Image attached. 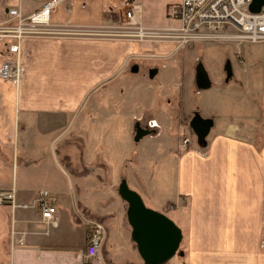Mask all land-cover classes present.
Returning a JSON list of instances; mask_svg holds the SVG:
<instances>
[{
	"label": "crops",
	"instance_id": "1",
	"mask_svg": "<svg viewBox=\"0 0 264 264\" xmlns=\"http://www.w3.org/2000/svg\"><path fill=\"white\" fill-rule=\"evenodd\" d=\"M49 1L0 0V23L6 19L8 9H19L24 17H28ZM61 12V18L58 17L60 10L50 18L52 26L99 27L81 25L68 8ZM107 18L111 22L110 16ZM80 47L94 51L90 55L94 57L87 63L91 66L92 87L106 88L117 70L130 67L131 72L136 65L137 73L140 71L136 59L142 58L140 51L144 47L129 41L42 38L22 41L20 64L23 73L18 85L0 79V191H12L15 205L31 208L24 210L9 204L0 205V264H116L119 249L113 243L111 232L115 234L114 231L119 229L124 235L125 226L128 231L130 229L125 216L124 221L121 219L120 203L114 206L113 202L110 205L100 203L98 195L92 200L94 203L87 202L91 197L83 192L82 181H89L87 175L93 174L95 163L92 158L80 160L81 167L87 172L82 175L81 171L75 170L76 181L72 186L66 173L73 168L71 158L53 150L66 135L67 127L80 108V86L77 91L66 92L59 79L67 63H81L80 55L74 53ZM172 49V45L164 44L156 54H160L159 59H167ZM5 57L6 53L2 51L0 66ZM72 58H78V61ZM152 68L156 67H147V76ZM78 70L79 73L74 75L80 80L81 70ZM132 91L130 95L125 94L128 96L122 94L119 106L142 107L143 116H133L135 124L150 127V123L155 122L154 136L158 135L162 128L148 115L150 111L146 113L149 104L145 93L140 94L136 87ZM108 97L106 95L105 99ZM155 99L168 109V113L176 100L165 94H158ZM123 116L128 119L129 114L125 112ZM176 122L178 138L183 132L177 119ZM236 129V125L228 124L223 133L208 141L200 153L187 150L176 160L175 199L164 198L160 209L179 225L182 232L185 231L184 264H264V147L238 138ZM64 157L70 158L69 168L61 163ZM98 165L107 175L108 165L99 160ZM113 187L110 184V189ZM140 189L143 198L151 188L142 185ZM39 192L50 194V203L56 208V227L42 224L38 210L33 207ZM75 213L81 217L83 230L75 225L80 223ZM67 215L70 225L65 234L60 223ZM96 218L103 219L101 225L106 237L97 257L87 259L85 248L91 234L90 224ZM123 244L126 252L136 251L130 237L125 236ZM102 249L106 253L104 257Z\"/></svg>",
	"mask_w": 264,
	"mask_h": 264
},
{
	"label": "rangeland",
	"instance_id": "2",
	"mask_svg": "<svg viewBox=\"0 0 264 264\" xmlns=\"http://www.w3.org/2000/svg\"><path fill=\"white\" fill-rule=\"evenodd\" d=\"M123 1L70 0L59 4L54 8L55 11L51 12L50 18L59 10L58 17L61 18V10L68 8L74 12L73 18L81 25L91 24L92 27L99 25L95 27L98 32L63 35L58 38L46 36L42 39L129 41L144 47L140 51L142 58L136 59L140 65L139 73L131 74L130 67L117 70L114 77H111V82L104 89H97L98 86L92 87L93 83H90L91 66L88 67L87 63H90V59L94 57L90 56L94 54V51L84 47L74 51L77 56L80 55L81 63L75 64L72 61L67 63L63 76L60 75L59 78L61 84L65 85L66 92L74 89L77 91L80 86L82 98L80 108L77 109L71 124L66 129V135L59 144L54 146L53 150L58 151L59 154L64 152L71 158V165L74 169H68L66 173L72 186L76 181L75 170L81 171L82 175L87 172L81 167L80 160L92 158L91 161L95 163L93 174L87 175L89 181L85 179L82 181L85 189L83 192H87L88 198L91 197V201L87 202L94 203L92 200H95L94 198L98 195L100 203L110 205L113 202V206L120 203L122 209L119 208V210L121 219L123 218L124 221L126 206L122 204L123 201L117 193V187L122 179L126 180L129 189L141 197L147 208L162 213L160 208L164 198L173 201L175 199L176 160L187 150L195 153L202 151L194 134L191 135V145L187 149H178L180 135L177 138L176 119L182 126V132L185 130L184 127L188 126L194 113H199L203 119L213 120V127L206 137V142L211 141L215 135L222 134L226 126L231 123L238 128L236 129L238 138L257 147H264V43L240 45L232 41L199 43L184 49L173 48L169 56L171 58L159 59L160 54L156 53L164 43L150 40L133 42L131 39L108 37L107 35L112 34L100 32L109 30L114 23H121L120 3L122 4ZM134 1L141 5L140 19L144 27L166 29L178 25L170 13L181 0ZM113 5L120 9L110 11ZM109 16L112 19L111 22L107 18ZM88 28L90 27H83L79 30H88ZM27 39L41 38H26L23 41ZM75 60L78 61V58ZM226 60H230L233 70V77L229 83L224 82L223 67ZM198 62L203 64L212 82L211 88L205 91L197 90L194 85V68ZM162 65L163 68H161ZM151 66L158 68V75L153 80L148 79L146 72L147 67ZM78 69L81 70L80 80L77 78L78 75H74L79 73ZM135 87L140 94L145 93L146 95V103L149 104L146 113L150 111L148 115L154 117L162 128L158 135L143 138L137 144L133 142V128L136 122L133 116L142 117L143 109L142 107L133 109L119 106L122 94L130 95ZM158 94L176 98L169 113L161 102L156 101ZM106 95L109 97L105 99ZM125 112L129 114L128 119L123 116ZM98 160L108 165L105 168L109 174L106 175L104 169L98 167ZM110 184L114 186L113 189H110ZM142 185H148L151 188L147 190L143 198L140 189ZM167 213H170L169 210ZM75 215L80 219V223L75 224L76 227L83 230L81 217L76 213ZM172 221L179 227L174 220ZM60 225L62 232L67 234L68 225H70L68 215L63 217ZM125 227L124 235L118 231L119 229L114 231L115 234L111 232L114 238L113 243L119 249V252H116V264H143L136 251L126 252L123 248L125 236L127 239L130 237L128 233L130 229L128 231L127 226ZM182 235L176 256L167 264L185 263V231Z\"/></svg>",
	"mask_w": 264,
	"mask_h": 264
},
{
	"label": "built area",
	"instance_id": "3",
	"mask_svg": "<svg viewBox=\"0 0 264 264\" xmlns=\"http://www.w3.org/2000/svg\"><path fill=\"white\" fill-rule=\"evenodd\" d=\"M67 1L51 0L28 17H24L19 9L7 10L6 20L0 24V53H6L0 66L1 80L18 85L23 73L20 64V45L23 39L46 36L58 38L63 35L98 32L96 28L79 30L52 26L51 12ZM250 3L251 0H181L170 13L178 25L157 29L144 27L140 19L141 5L134 0H125L120 6L121 23H114L109 30L100 32L112 34L107 35L108 37L131 39L133 42L150 40L170 44L174 49L217 41H232L236 45L264 43V7L258 14H252L248 10ZM117 8L114 7L111 11ZM150 127H155V122H151ZM184 129L180 135L179 150H185L191 145L192 132L188 126ZM50 200L49 193L39 192L33 207L38 210L42 224L56 227V208ZM1 204L24 210L31 208L28 205H15L12 191H0ZM90 225L91 234L85 248L87 259L97 257L106 237L105 228L101 224L93 222Z\"/></svg>",
	"mask_w": 264,
	"mask_h": 264
},
{
	"label": "water",
	"instance_id": "4",
	"mask_svg": "<svg viewBox=\"0 0 264 264\" xmlns=\"http://www.w3.org/2000/svg\"><path fill=\"white\" fill-rule=\"evenodd\" d=\"M264 7V0H251L248 10L258 14ZM223 71L225 83L233 77L230 60L224 63ZM138 67L134 65L131 73H137ZM156 68L149 69L148 79L153 80L157 75ZM194 85L197 90L205 91L211 88L212 82L203 64L198 62L194 68ZM194 134L199 148L207 146L206 137L209 135L213 120L203 119L199 113H194L188 123ZM155 135L150 130L136 123L133 128V142L139 143L143 138ZM120 199L127 205L126 221L130 228V239L136 246L137 254L143 264H167L178 252L183 235L181 229L166 215L147 208L141 197L129 189L125 179L117 187Z\"/></svg>",
	"mask_w": 264,
	"mask_h": 264
},
{
	"label": "trees",
	"instance_id": "5",
	"mask_svg": "<svg viewBox=\"0 0 264 264\" xmlns=\"http://www.w3.org/2000/svg\"><path fill=\"white\" fill-rule=\"evenodd\" d=\"M61 163L65 166V168H69V165H70V158L69 157H64V158H62L61 159ZM125 204V203H124ZM125 206H126V208H127V205L125 204ZM90 217V216H89ZM89 217H87V218H89ZM103 219L102 218H96V220H95V222L96 223H100V224H102L101 223V221H102ZM125 220H126V214H125ZM132 242V241H131ZM132 245H133V247H134V249L136 250V246L133 244V242H132ZM102 254H103V257L105 256V251L102 249Z\"/></svg>",
	"mask_w": 264,
	"mask_h": 264
},
{
	"label": "flooded vegetation",
	"instance_id": "6",
	"mask_svg": "<svg viewBox=\"0 0 264 264\" xmlns=\"http://www.w3.org/2000/svg\"><path fill=\"white\" fill-rule=\"evenodd\" d=\"M223 73H224V71H223ZM224 75H225V74H224ZM192 116H193V115H192ZM192 116H191V118H192ZM146 128L150 129L151 127H148V126H147ZM154 128H155V127H152L150 130H154ZM192 135H193V133H192ZM153 136H154V135H153Z\"/></svg>",
	"mask_w": 264,
	"mask_h": 264
}]
</instances>
